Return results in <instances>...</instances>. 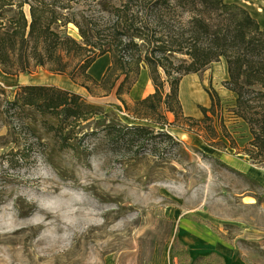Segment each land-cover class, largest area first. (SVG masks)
<instances>
[{
  "label": "rangeland",
  "instance_id": "rangeland-1",
  "mask_svg": "<svg viewBox=\"0 0 264 264\" xmlns=\"http://www.w3.org/2000/svg\"><path fill=\"white\" fill-rule=\"evenodd\" d=\"M225 1L244 6L256 19L264 18V0ZM96 2L72 0L69 11L80 18ZM68 32L79 38L71 24ZM110 61V54L104 53L89 73L100 79ZM144 73L149 78L146 67L140 70ZM8 75L9 81L0 78V264H190L195 257L189 250L194 234L223 241L248 264H264V180L251 173L264 166L253 164L240 151L247 129L231 112L235 94L222 84L228 77L224 58L184 75L179 99L184 115L200 119L198 105L209 106L206 90L214 89L239 149L221 150L206 144L200 134L155 125L181 140L180 145L168 148L162 157L140 158L116 154L95 140L84 164L72 150L56 145L40 115L5 113L6 99H13L19 84H56L113 109L124 123L144 122L127 115L114 92L93 97L67 75L41 67ZM141 75L129 100L154 90L150 78L151 91L134 90ZM190 84L197 94L191 102ZM167 117L172 121L171 113ZM35 136L42 144L35 142Z\"/></svg>",
  "mask_w": 264,
  "mask_h": 264
},
{
  "label": "trees",
  "instance_id": "trees-1",
  "mask_svg": "<svg viewBox=\"0 0 264 264\" xmlns=\"http://www.w3.org/2000/svg\"><path fill=\"white\" fill-rule=\"evenodd\" d=\"M71 1L0 0V70L18 75L41 67L67 75L93 97L114 92L122 110L144 123H124L113 109L49 83L19 84L13 99H6L7 115H40L56 145L72 150L82 164L88 163L95 140L103 141L111 152L140 158L162 157L168 148L180 145L181 140L155 125L200 134L214 148L239 149L214 89L206 90L209 106L198 105L200 119L184 115L179 99L184 75L224 58L228 77L222 84L235 94L231 112L248 132L240 151L253 164L264 166V26L244 6L225 0H119L113 4L97 0L95 8L84 9L85 16L77 18L69 11ZM70 24L79 38L68 32ZM107 52L110 64L96 79L88 70ZM142 67L147 68L154 90L129 100ZM173 256H177L175 249ZM190 264H224V260L211 252Z\"/></svg>",
  "mask_w": 264,
  "mask_h": 264
},
{
  "label": "crops",
  "instance_id": "crops-1",
  "mask_svg": "<svg viewBox=\"0 0 264 264\" xmlns=\"http://www.w3.org/2000/svg\"><path fill=\"white\" fill-rule=\"evenodd\" d=\"M262 11H264V9ZM259 14L261 15V14H263V12L259 13ZM257 21L259 22V24L261 26H264V18H258L257 17ZM142 90L143 89L139 88L138 90H136V92L140 93V92H142ZM148 91H151V88H148ZM204 104L206 105L207 103H204ZM236 119L238 121H240V123H242L243 126L246 128L244 122L240 118H236ZM246 134H247L246 139H248L247 130H246ZM241 169H243V167H241ZM257 169H261L264 171V169L262 167H257ZM194 240H195L194 245H190V248H189L190 252L194 251V253H195L194 259L197 256L207 255L211 252H215V253L220 254L223 257L224 264H248V263L242 261L236 255H234V253L232 252L233 249L230 248L229 245H227L226 243H224L221 240L211 241L206 236H202L201 234L200 235L194 234Z\"/></svg>",
  "mask_w": 264,
  "mask_h": 264
},
{
  "label": "bare ground",
  "instance_id": "bare-ground-1",
  "mask_svg": "<svg viewBox=\"0 0 264 264\" xmlns=\"http://www.w3.org/2000/svg\"><path fill=\"white\" fill-rule=\"evenodd\" d=\"M0 78L4 79V80H11L12 77L4 72H2L0 70ZM185 85V83H184ZM139 88L143 89V88H151L150 86V83H149V78L146 74H143L140 76V81L139 83L134 87V90H138ZM195 87H193L191 84L187 87V90H188V95H189V98H190V102L192 101V99H195L197 94L195 93ZM203 104L206 103V100L205 101H201ZM255 177H258V178H262L264 180V171L261 170V169H255V171H252L251 172Z\"/></svg>",
  "mask_w": 264,
  "mask_h": 264
},
{
  "label": "water",
  "instance_id": "water-1",
  "mask_svg": "<svg viewBox=\"0 0 264 264\" xmlns=\"http://www.w3.org/2000/svg\"><path fill=\"white\" fill-rule=\"evenodd\" d=\"M264 169V168H263Z\"/></svg>",
  "mask_w": 264,
  "mask_h": 264
}]
</instances>
